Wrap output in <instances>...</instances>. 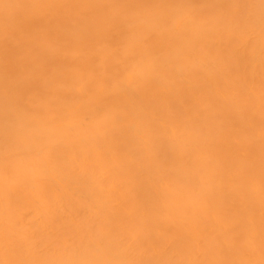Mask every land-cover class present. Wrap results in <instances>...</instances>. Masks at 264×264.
<instances>
[{
    "label": "bare ground",
    "instance_id": "6f19581e",
    "mask_svg": "<svg viewBox=\"0 0 264 264\" xmlns=\"http://www.w3.org/2000/svg\"><path fill=\"white\" fill-rule=\"evenodd\" d=\"M262 9L0 0V264L264 261Z\"/></svg>",
    "mask_w": 264,
    "mask_h": 264
},
{
    "label": "clouds",
    "instance_id": "9594fccd",
    "mask_svg": "<svg viewBox=\"0 0 264 264\" xmlns=\"http://www.w3.org/2000/svg\"><path fill=\"white\" fill-rule=\"evenodd\" d=\"M261 5H264V0H259ZM262 11H264V9H262ZM258 41L261 45L262 48H264V25H262L261 27V31L258 34ZM123 124V121H118V127L116 128L117 132H121L124 128L120 125ZM56 166V164H55ZM260 264H264V261H261Z\"/></svg>",
    "mask_w": 264,
    "mask_h": 264
}]
</instances>
